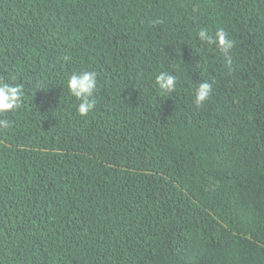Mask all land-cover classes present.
<instances>
[{
    "label": "trees",
    "instance_id": "obj_1",
    "mask_svg": "<svg viewBox=\"0 0 264 264\" xmlns=\"http://www.w3.org/2000/svg\"><path fill=\"white\" fill-rule=\"evenodd\" d=\"M0 80V264H264V0H0Z\"/></svg>",
    "mask_w": 264,
    "mask_h": 264
},
{
    "label": "clouds",
    "instance_id": "obj_2",
    "mask_svg": "<svg viewBox=\"0 0 264 264\" xmlns=\"http://www.w3.org/2000/svg\"><path fill=\"white\" fill-rule=\"evenodd\" d=\"M198 38L201 42L215 45L223 53L227 54L234 47V41L229 38L228 33L222 28L211 34L207 29L201 28L198 31ZM155 83L165 93H172L176 89L177 77L168 72H160L155 77ZM97 87V73L95 71H82L71 74L67 79V89L79 102L77 112L81 116L90 113L96 100L93 98ZM213 86L207 81L198 83L194 92V103L200 106L211 95ZM23 97V89L18 84L0 80V131L12 127V122L3 118L9 111L20 106Z\"/></svg>",
    "mask_w": 264,
    "mask_h": 264
}]
</instances>
